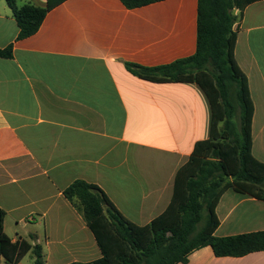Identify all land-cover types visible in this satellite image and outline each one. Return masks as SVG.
I'll return each instance as SVG.
<instances>
[{"label":"crops","instance_id":"0c3cea01","mask_svg":"<svg viewBox=\"0 0 264 264\" xmlns=\"http://www.w3.org/2000/svg\"><path fill=\"white\" fill-rule=\"evenodd\" d=\"M16 4L44 8L47 0ZM233 13L235 59L254 103L252 153L264 163V0L241 18L239 8ZM197 20L198 0L136 9L121 0H66L19 40L13 10L0 0V48L13 47L12 58H0V208L13 243L41 246L46 264L100 259L93 233L63 194L78 180L100 187L136 225L166 211L179 169L210 137V103L195 83L149 82L126 64L158 67L193 56ZM216 215L217 237L264 231V201L233 189ZM186 264H264V252L218 258L207 246Z\"/></svg>","mask_w":264,"mask_h":264},{"label":"trees","instance_id":"16d2710c","mask_svg":"<svg viewBox=\"0 0 264 264\" xmlns=\"http://www.w3.org/2000/svg\"><path fill=\"white\" fill-rule=\"evenodd\" d=\"M66 0H47L46 7L18 6L7 0L19 27L18 39L36 34L47 13ZM164 0H121L136 9ZM257 0H198L197 50L188 58L158 67L126 64L136 77L153 83H195L211 107L207 140L196 143L179 169L166 211L146 226L127 220L95 184L78 180L63 191L93 233L102 257L71 264H186L190 254L211 247L218 258H241L264 252V231L217 237L216 207L228 190L264 201V163L252 153L254 103L248 78L235 59L238 17ZM13 47L0 48L12 58ZM236 117L237 122H233ZM0 208V264H19L32 251L34 264H46L39 245L13 243L4 231Z\"/></svg>","mask_w":264,"mask_h":264},{"label":"rangeland","instance_id":"374dc122","mask_svg":"<svg viewBox=\"0 0 264 264\" xmlns=\"http://www.w3.org/2000/svg\"><path fill=\"white\" fill-rule=\"evenodd\" d=\"M233 122H237V119L236 117L233 118ZM24 264H33V261L31 260V258L28 256L26 257L25 261H24Z\"/></svg>","mask_w":264,"mask_h":264}]
</instances>
